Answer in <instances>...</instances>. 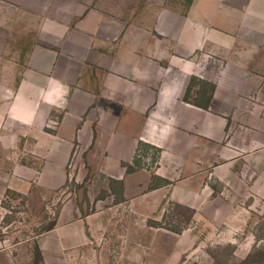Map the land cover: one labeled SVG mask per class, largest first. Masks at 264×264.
<instances>
[{"label": "rangeland", "instance_id": "1", "mask_svg": "<svg viewBox=\"0 0 264 264\" xmlns=\"http://www.w3.org/2000/svg\"><path fill=\"white\" fill-rule=\"evenodd\" d=\"M194 1L0 0V264H264V60L219 108L241 48L207 69L159 24ZM172 79L200 110L159 166L135 146L167 129L149 114L174 117L158 109Z\"/></svg>", "mask_w": 264, "mask_h": 264}, {"label": "crops", "instance_id": "2", "mask_svg": "<svg viewBox=\"0 0 264 264\" xmlns=\"http://www.w3.org/2000/svg\"><path fill=\"white\" fill-rule=\"evenodd\" d=\"M225 1L226 0H195L186 17L180 15L181 13L179 14L176 12L177 15L169 11L171 16L165 13V16L159 19V24L162 25V27L164 24L169 25L170 32L174 33L176 46H179L181 49L180 51L183 50L185 53L188 52L189 56L194 53L196 54L198 51L203 52L202 55H205L203 65L206 64L205 67L207 69L209 64L212 65L213 63L209 55L215 54L219 56L222 59L224 68L230 60L228 59V55L231 53L236 54L231 48H241L238 54L240 60L239 65L231 63L230 60V64L232 65L230 69H223L220 76L221 82L217 89L219 91L217 95L221 94L222 99L223 97H227L226 100L221 101L219 108L225 109L228 105L234 109L235 105L228 97L231 96L232 90L237 93L236 88L239 82L236 74H251V71L247 70V68H249V63L254 60V57L258 56V54H260L264 60V0ZM240 1L243 2L241 6L239 3L242 2ZM224 3H227L228 6L224 5ZM163 10L165 11V9ZM190 46L192 47L191 49ZM243 64H246L244 70H242ZM174 67L178 68L176 65H168V69H173ZM200 67H202V64ZM255 73H258V71H255ZM163 78L164 75L162 72L154 74L152 77L154 85ZM179 78L182 79V75ZM131 79L136 80L135 77ZM148 87H152V84L148 85ZM126 88L127 87H124V85L119 84L117 88L114 89H117L118 92H123ZM128 89H130V86H128ZM161 91L165 101H161L160 104H158V109L166 111L173 110L175 115L171 118L165 117L164 121L162 120L161 112L155 117L153 114H149L147 120L152 121L151 125L153 126L151 127L153 131L156 130L157 122L160 121L164 122L163 124L167 129H162L160 132L155 131L149 135L151 141H148L144 135H140L135 146L137 147L138 142L149 143L160 150L157 163L159 166L164 158L166 149L170 146L176 148L175 146L178 141L177 138L175 140L169 139L168 141H164L162 137L166 134L171 135V133L173 134L175 131H178L177 128L183 126L185 122L187 126H191L193 122L191 117L196 115L200 110L194 105L182 102L181 104H176L179 99L177 95H181V100L184 96V92L178 80H170V85H164ZM126 110H130V108H126ZM214 117L215 116L212 115L210 118H207V132L203 134L207 138L215 136L214 128L218 126V122ZM133 130V122L127 125L123 124L119 130V135L117 133V136H115L117 143L118 141L121 142L130 137ZM158 133L159 137H156ZM218 137H220V134H217V138ZM115 148L117 150L119 149V147Z\"/></svg>", "mask_w": 264, "mask_h": 264}, {"label": "trees", "instance_id": "3", "mask_svg": "<svg viewBox=\"0 0 264 264\" xmlns=\"http://www.w3.org/2000/svg\"><path fill=\"white\" fill-rule=\"evenodd\" d=\"M184 102L185 101H187V99L184 97L183 99H182ZM203 109H205V107H203ZM139 144H142L141 142H139ZM138 146H140V145H138ZM158 150V149H157Z\"/></svg>", "mask_w": 264, "mask_h": 264}]
</instances>
